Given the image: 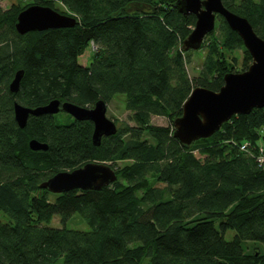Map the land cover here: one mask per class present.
Here are the masks:
<instances>
[{
  "label": "trees",
  "instance_id": "obj_1",
  "mask_svg": "<svg viewBox=\"0 0 264 264\" xmlns=\"http://www.w3.org/2000/svg\"><path fill=\"white\" fill-rule=\"evenodd\" d=\"M179 1L34 0L78 24L25 35L16 23L30 4L0 7L1 264H264V252L247 246L264 244V108L234 116L191 146L173 126L194 88L219 91L228 73H239L236 52L241 72L253 59L220 16L200 50L184 51L197 19L181 14ZM222 1L264 40V0ZM200 51L204 62L191 78L188 65ZM20 70L21 88L12 94ZM121 94L135 125L116 123L117 134L98 147L93 123L63 111L30 117L25 129L14 118L15 99L29 108L53 100L93 108ZM153 117L171 125H154ZM32 139L49 150L32 151ZM90 162L109 163L117 181L63 194L39 187ZM75 214L89 231L66 228ZM56 216L62 227L50 226Z\"/></svg>",
  "mask_w": 264,
  "mask_h": 264
},
{
  "label": "water",
  "instance_id": "obj_2",
  "mask_svg": "<svg viewBox=\"0 0 264 264\" xmlns=\"http://www.w3.org/2000/svg\"><path fill=\"white\" fill-rule=\"evenodd\" d=\"M181 14L195 15L196 25L183 43L184 51H198L206 37L214 32L217 17H222L242 39L253 61L244 72H231L224 78L219 91L203 87L193 89L183 106V114L174 120V137L182 144L191 146L200 139H209L222 126L237 115H249L254 109L264 108V40L258 36L250 21L231 10L222 0H180L177 3ZM78 20L61 14L47 6L32 5L24 9L17 18L16 30L20 35L51 29H71ZM24 70L16 72L9 84V91L17 94L21 88ZM1 81V75H0ZM66 112L77 121H89L94 125L92 141L98 147L104 137L117 134L118 126L107 116L108 106L99 100L93 108L71 102L53 100L45 106L28 108L14 104L15 121L20 129H25L30 117L55 116ZM34 152L49 150L47 143L37 139L29 142ZM118 179L116 170L109 164L90 162L73 171H61L40 184V188L52 194H63L73 190L101 191ZM1 264V263H0Z\"/></svg>",
  "mask_w": 264,
  "mask_h": 264
},
{
  "label": "rangeland",
  "instance_id": "obj_3",
  "mask_svg": "<svg viewBox=\"0 0 264 264\" xmlns=\"http://www.w3.org/2000/svg\"><path fill=\"white\" fill-rule=\"evenodd\" d=\"M34 0H6V1H0V7L3 10H8L10 9L11 5L13 3H21V5L25 6L27 4L31 5V2ZM58 5L60 6L61 4L59 3L58 0ZM28 8V7H27ZM92 49L89 48L87 52L79 58V62L82 65H86L89 62L90 58V53ZM236 55H239V64L237 65V69L239 72H241L242 68V58L240 56L241 52H236ZM206 55V52L200 51L198 53H194L192 55V60L191 63L188 65V71L190 74L191 78H194L195 76L198 75L200 69L202 68L203 60ZM122 97V98H120ZM125 98V95H117V98H115L111 103L108 104V112L107 116L115 121L118 125L122 123H129L131 126L135 125V123L131 120V112L127 111L125 109L124 101L123 99ZM58 119H61L63 121H67L68 117L66 114H61L57 116ZM152 123L157 126H168L171 125V122L168 118L165 117H153L152 118ZM109 164V163H108ZM121 165V164H120ZM218 225V224H217ZM50 226L53 227H62L63 225L60 222V217L56 216ZM66 228L69 230H77V231H89L90 226L88 225L87 221L82 218L79 214H75L66 224ZM235 236V232L233 230H228L226 232V239L227 240H232ZM247 246L252 247V248H257L259 251L264 252V244L260 242H250L247 244Z\"/></svg>",
  "mask_w": 264,
  "mask_h": 264
},
{
  "label": "flooded vegetation",
  "instance_id": "obj_4",
  "mask_svg": "<svg viewBox=\"0 0 264 264\" xmlns=\"http://www.w3.org/2000/svg\"><path fill=\"white\" fill-rule=\"evenodd\" d=\"M16 102H18L17 99H15V100L13 101V113H14V104H15ZM23 106H24V105H23ZM26 107H27V106H26ZM28 108H29V107H28ZM62 111H63V110H62ZM62 111H61V112H62ZM61 112H60V113H61ZM63 112H64V111H63ZM60 113H59V114H60ZM65 113H66V112H65ZM66 114H67V113H66ZM14 118H15V113H14Z\"/></svg>",
  "mask_w": 264,
  "mask_h": 264
}]
</instances>
